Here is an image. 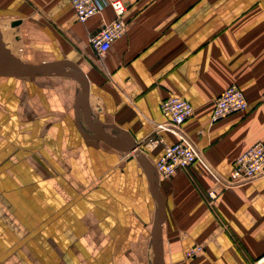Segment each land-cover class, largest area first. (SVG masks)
<instances>
[{"label":"crops","instance_id":"obj_1","mask_svg":"<svg viewBox=\"0 0 264 264\" xmlns=\"http://www.w3.org/2000/svg\"><path fill=\"white\" fill-rule=\"evenodd\" d=\"M122 1L126 30L99 55L89 37L114 19L108 3L81 23L69 0H0L15 56L69 59L89 85L84 113L74 77L0 73V264H253L264 252V175L213 204L207 190L264 143V0ZM231 84L248 108L210 124L213 98ZM172 94L194 107L179 129L197 159L156 177L163 143L179 136L147 138ZM195 245L202 252L185 256Z\"/></svg>","mask_w":264,"mask_h":264},{"label":"built area","instance_id":"obj_2","mask_svg":"<svg viewBox=\"0 0 264 264\" xmlns=\"http://www.w3.org/2000/svg\"><path fill=\"white\" fill-rule=\"evenodd\" d=\"M73 7L76 18L84 23L89 17L99 13L108 3L114 12V19L110 22L101 23L98 30L89 37V43L93 50L101 55L105 53L111 43L126 30L125 19L126 4L122 0H69ZM213 107L210 113L209 123L234 112L245 111L248 108V101L242 88L231 84L217 94L213 100ZM161 113L166 120L155 125L153 135L148 140L153 145L163 143L158 135L159 130L169 129L179 136V139L172 143H163V149L154 162V168L159 176L169 177L178 169H186L197 159V152L190 140L181 133L179 127L187 118L194 113L191 102L180 95L172 94L161 99L159 103ZM186 137V138H185ZM264 175V143L257 141L248 146L238 155L226 177L218 187L207 190V198L210 204L216 199L219 192L233 185L244 184L256 177ZM203 247L195 245L185 251V256H195L202 252ZM253 264H264V252H262Z\"/></svg>","mask_w":264,"mask_h":264},{"label":"water","instance_id":"obj_3","mask_svg":"<svg viewBox=\"0 0 264 264\" xmlns=\"http://www.w3.org/2000/svg\"><path fill=\"white\" fill-rule=\"evenodd\" d=\"M17 23V22H16ZM63 64H69L71 65L75 71L70 72H60L59 67ZM54 69V72L56 73H65L66 75H69L71 77L76 78L80 81L82 85V109L85 113L86 110V103H87V96L89 91V85L87 82V77L84 73V71L81 69V67L69 60V59H63V60H55V61H44L38 64L30 63L27 61L21 60L19 57L15 56L10 49L5 45L1 38V32H0V73L6 74V75H26V74H33V73H47L49 71H52ZM85 116V115H84ZM96 130V131H95ZM93 131L96 132V134L101 136L100 138L104 139V136L102 133H100L97 129ZM126 150H133V152L138 156L141 157L139 154L140 150L139 147L136 145L135 142H132L131 146H129ZM141 160V158H140ZM142 161V160H141ZM154 174L156 177H158V174L153 168ZM156 188V187H155ZM159 204V216L158 218H161V211L162 206L160 199H158ZM159 221V220H158ZM159 234V224L157 229V236ZM156 236V239H157ZM157 249L159 248V244H156ZM154 264H161V261L159 259V256H156L154 258Z\"/></svg>","mask_w":264,"mask_h":264}]
</instances>
